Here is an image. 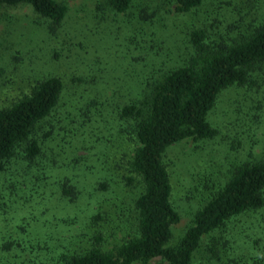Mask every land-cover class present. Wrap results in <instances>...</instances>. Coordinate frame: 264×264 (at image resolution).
Masks as SVG:
<instances>
[{
  "label": "rangeland",
  "instance_id": "rangeland-1",
  "mask_svg": "<svg viewBox=\"0 0 264 264\" xmlns=\"http://www.w3.org/2000/svg\"><path fill=\"white\" fill-rule=\"evenodd\" d=\"M55 1L67 7L59 25L28 4L0 7V109L40 80L58 76L63 82L50 120L55 140L42 142L41 160L27 171L30 182L15 170L7 171L6 178L0 175V241H8L14 252L20 250L19 242L29 251V242H23L26 236L42 241L49 231L59 233L63 243L74 237L85 246L100 236L103 249L130 235L142 182L130 170L134 144L130 135L117 130L116 112L142 101L144 90L165 73L192 63L191 31L204 30L211 44L230 42L264 19V0H206L187 13L175 12L169 0H134L124 14L114 13L102 0ZM256 76L254 85H233L220 92L208 114L217 131L212 139L187 138L166 150L171 201L180 215L168 245L177 244L194 213L227 181L235 165L264 157V69ZM123 126L127 133L128 126ZM47 130L43 122L38 136ZM51 145L56 152L53 168L48 164ZM16 163L12 167L19 169ZM64 175L80 194L75 204L63 200L53 185ZM76 217L70 224L58 221ZM228 224L226 233H214L219 257L208 264L228 263L220 238L232 244L226 251L233 262L264 261V209ZM232 247L243 260L233 258ZM209 256L203 247L194 263L207 264ZM41 261L47 264L45 253ZM147 264L166 262L155 258Z\"/></svg>",
  "mask_w": 264,
  "mask_h": 264
},
{
  "label": "trees",
  "instance_id": "trees-1",
  "mask_svg": "<svg viewBox=\"0 0 264 264\" xmlns=\"http://www.w3.org/2000/svg\"><path fill=\"white\" fill-rule=\"evenodd\" d=\"M169 1L175 12L187 13L206 0ZM133 2L102 0L103 5L117 14L127 12ZM19 4L30 5L35 13L54 25H59L67 12L66 5L55 0H0V7ZM206 38L202 29L191 31L188 41L195 53L192 63L165 73L144 90L142 101L125 104L116 112L117 130L130 135L134 144L130 170L142 182V191L134 202L137 216L132 233L109 249L101 247L100 236H94L85 246L76 243L74 237L67 244L63 243L59 233L55 235L49 231L47 239L32 238L34 243L26 236L23 242H29V251L23 250L19 242L20 250L14 252L11 244L3 242L2 238L0 264H41L43 253L47 255V264H147L155 258H161L166 264H196L194 259L203 247L210 255L207 264L218 260L219 238H215L214 233H226L232 220L264 209V157L235 165L227 181L194 213L191 226L177 244L170 246L172 228L180 222V215L172 205V186L164 155L171 145L184 139H212L217 131L208 121V114L220 92L233 85L256 84V72L264 69V19L249 33L230 42L220 39L211 44ZM62 92V80L50 76L36 82L11 106L0 109L2 177H7V171L15 170V175L30 182L27 171L41 160L42 142L55 140L50 120ZM43 122L48 124V133L39 137V126ZM123 123L129 128L127 133L121 128ZM50 149L48 164L53 168L56 165L54 145ZM15 162L20 165L19 169L14 168L15 165L12 167ZM48 185L51 184L47 182ZM53 185L68 204L77 203L80 194L68 176L58 177ZM100 186L104 188L103 184ZM76 220L77 217L58 219L63 224ZM205 238L207 241L203 244ZM220 241L225 249L222 255L228 262L225 264H237L229 257L230 250L226 251L232 244L225 239L220 238ZM231 251L236 259L237 252L233 247ZM13 254L17 256L13 258ZM237 258L243 260L241 256Z\"/></svg>",
  "mask_w": 264,
  "mask_h": 264
}]
</instances>
